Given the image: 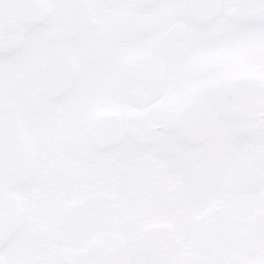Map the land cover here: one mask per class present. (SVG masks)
I'll list each match as a JSON object with an SVG mask.
<instances>
[{"label": "snow or ice", "instance_id": "1", "mask_svg": "<svg viewBox=\"0 0 264 264\" xmlns=\"http://www.w3.org/2000/svg\"><path fill=\"white\" fill-rule=\"evenodd\" d=\"M0 264H264V0H0Z\"/></svg>", "mask_w": 264, "mask_h": 264}]
</instances>
